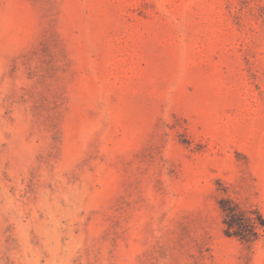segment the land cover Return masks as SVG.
Wrapping results in <instances>:
<instances>
[{"label": "rangeland", "instance_id": "1", "mask_svg": "<svg viewBox=\"0 0 264 264\" xmlns=\"http://www.w3.org/2000/svg\"><path fill=\"white\" fill-rule=\"evenodd\" d=\"M0 264H264V0H0Z\"/></svg>", "mask_w": 264, "mask_h": 264}]
</instances>
